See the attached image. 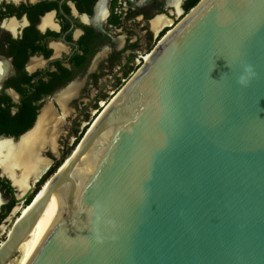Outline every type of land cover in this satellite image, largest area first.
Here are the masks:
<instances>
[{"label":"water","instance_id":"water-1","mask_svg":"<svg viewBox=\"0 0 264 264\" xmlns=\"http://www.w3.org/2000/svg\"><path fill=\"white\" fill-rule=\"evenodd\" d=\"M75 146L0 264H264V0H199Z\"/></svg>","mask_w":264,"mask_h":264},{"label":"flooded vegetation","instance_id":"flooded-vegetation-1","mask_svg":"<svg viewBox=\"0 0 264 264\" xmlns=\"http://www.w3.org/2000/svg\"><path fill=\"white\" fill-rule=\"evenodd\" d=\"M190 1L0 0V146L7 151L9 138L19 139L47 106L62 121L55 144L38 147L40 167L49 166L41 156L47 147L43 154L55 162L38 178L30 177L25 189L0 166V237L16 206H27L58 165L55 152L62 156L70 137L80 141L185 17Z\"/></svg>","mask_w":264,"mask_h":264},{"label":"bare ground","instance_id":"bare-ground-1","mask_svg":"<svg viewBox=\"0 0 264 264\" xmlns=\"http://www.w3.org/2000/svg\"><path fill=\"white\" fill-rule=\"evenodd\" d=\"M61 122V119L56 116L55 111L50 106H47L41 114L34 130L31 131L22 142L17 145L10 144L9 142V147H6L8 148L7 151L0 146V166L3 168L4 173L14 179V182L18 184L19 188L25 189L30 177L34 176V178H38L42 170L48 168V166H39L42 159L40 158V154H38V147L44 148L45 145L50 142L55 144V138L60 129V125L62 124ZM49 130H52L51 134H48ZM0 145H3V143L0 142ZM78 148L79 147L75 148V153L72 159L77 155ZM4 150L6 153L3 152ZM43 161L44 163L46 162L45 160ZM17 170H20V172L16 173ZM40 194L42 193H38L36 200H38ZM29 208L30 207L26 206L23 207L20 215L22 213L26 214ZM20 215H18V217ZM11 230L12 228L10 231ZM18 252L22 255L17 264H22L29 252L28 242L23 241Z\"/></svg>","mask_w":264,"mask_h":264},{"label":"rangeland","instance_id":"rangeland-1","mask_svg":"<svg viewBox=\"0 0 264 264\" xmlns=\"http://www.w3.org/2000/svg\"><path fill=\"white\" fill-rule=\"evenodd\" d=\"M90 125H91V124H90ZM90 125H89V126H90ZM83 126H84V123H82V124L80 125L81 128H82ZM57 141H58V140H57ZM67 142H69V146H68L69 148L66 149V151L64 152V154H62V156L59 154L58 160H59L60 158H61V159L64 158V160H66V159L71 155L72 151L75 149V147H76V146H75L76 139H73V137H70L69 140H68ZM64 145H65V144L62 143V147H64ZM70 150H71V151H70ZM68 152H69V153H68ZM63 156H64V157H63ZM61 159H60V160H61ZM64 160H63V161H64ZM47 178H48V177H47ZM23 207H25V204H20L19 206H16L13 215L8 219L9 221H8L7 229L4 231V234L1 235V237H0V244L6 239L8 233H9L10 229L13 227V225H14V223H15L17 217H18V215H20V213L22 212ZM21 255H22V254H20V253L18 252V253H17V256L14 258L15 260L12 259V260L10 261L9 264H17V263L19 262L20 258H21ZM16 258H18V259H16Z\"/></svg>","mask_w":264,"mask_h":264},{"label":"trees","instance_id":"trees-1","mask_svg":"<svg viewBox=\"0 0 264 264\" xmlns=\"http://www.w3.org/2000/svg\"><path fill=\"white\" fill-rule=\"evenodd\" d=\"M198 2H199V0H191V1H190V4H189V9H190L191 7H193L195 4H197ZM28 126H29V125H28ZM77 142H78V141H77ZM77 142H76V143H77ZM76 143H75V145H76ZM70 151H71V150H70ZM68 153H69V152H68ZM63 157H64V156H63ZM63 160H64V158L61 159V160L59 161L58 165H59L60 163H62ZM58 165L53 166V167L50 169V171L48 172V174H49V175L52 174V173L55 171V169L58 167ZM48 174L45 175V176L43 177V179L39 182L38 189L40 188V185L43 184V183L46 181V179H47V177H48ZM34 196H35V194H33L31 197H29V199L26 201V205H28V204L31 203V201L33 200Z\"/></svg>","mask_w":264,"mask_h":264}]
</instances>
